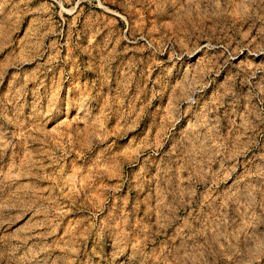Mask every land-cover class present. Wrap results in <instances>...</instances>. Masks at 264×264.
Returning <instances> with one entry per match:
<instances>
[{"label":"rangeland","instance_id":"1","mask_svg":"<svg viewBox=\"0 0 264 264\" xmlns=\"http://www.w3.org/2000/svg\"><path fill=\"white\" fill-rule=\"evenodd\" d=\"M0 264H264V0H0Z\"/></svg>","mask_w":264,"mask_h":264},{"label":"bare ground","instance_id":"2","mask_svg":"<svg viewBox=\"0 0 264 264\" xmlns=\"http://www.w3.org/2000/svg\"><path fill=\"white\" fill-rule=\"evenodd\" d=\"M253 52V51H252ZM258 55H259V53L258 52H255L254 51V53L252 54V56H253V58H257L258 57ZM240 118V117H239ZM240 194V193H239ZM239 197V196H238ZM247 197V196H246ZM243 199V198H242ZM249 199V198H248ZM238 212V211H237Z\"/></svg>","mask_w":264,"mask_h":264}]
</instances>
